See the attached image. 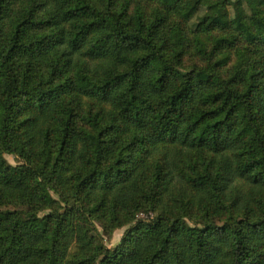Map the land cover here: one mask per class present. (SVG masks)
Masks as SVG:
<instances>
[{
	"label": "trees",
	"instance_id": "trees-1",
	"mask_svg": "<svg viewBox=\"0 0 264 264\" xmlns=\"http://www.w3.org/2000/svg\"><path fill=\"white\" fill-rule=\"evenodd\" d=\"M0 264H264V0H0Z\"/></svg>",
	"mask_w": 264,
	"mask_h": 264
},
{
	"label": "rangeland",
	"instance_id": "rangeland-1",
	"mask_svg": "<svg viewBox=\"0 0 264 264\" xmlns=\"http://www.w3.org/2000/svg\"><path fill=\"white\" fill-rule=\"evenodd\" d=\"M5 158L12 165H15L18 162V160H16L11 155H5ZM122 236H123V230L116 231L115 234L113 235L112 239L109 242L105 241V245H107L110 248H114L115 246H117L120 243Z\"/></svg>",
	"mask_w": 264,
	"mask_h": 264
}]
</instances>
